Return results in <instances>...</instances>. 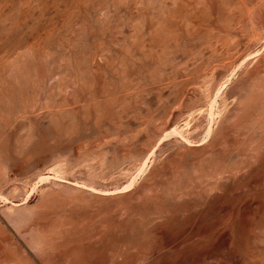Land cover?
Returning <instances> with one entry per match:
<instances>
[{
  "label": "rangeland",
  "instance_id": "obj_1",
  "mask_svg": "<svg viewBox=\"0 0 264 264\" xmlns=\"http://www.w3.org/2000/svg\"><path fill=\"white\" fill-rule=\"evenodd\" d=\"M0 264H264V0H0Z\"/></svg>",
  "mask_w": 264,
  "mask_h": 264
}]
</instances>
